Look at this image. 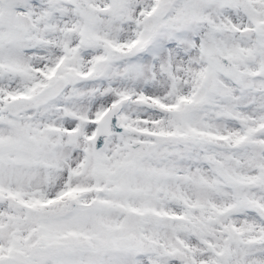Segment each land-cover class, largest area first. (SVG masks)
I'll return each mask as SVG.
<instances>
[{
    "label": "snow or ice",
    "instance_id": "obj_1",
    "mask_svg": "<svg viewBox=\"0 0 264 264\" xmlns=\"http://www.w3.org/2000/svg\"><path fill=\"white\" fill-rule=\"evenodd\" d=\"M0 264H264V0H0Z\"/></svg>",
    "mask_w": 264,
    "mask_h": 264
}]
</instances>
